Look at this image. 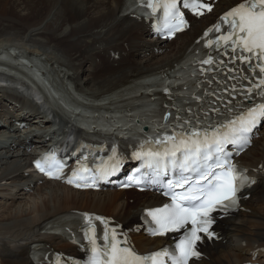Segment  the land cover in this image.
<instances>
[{
    "label": "bare ground",
    "instance_id": "obj_1",
    "mask_svg": "<svg viewBox=\"0 0 264 264\" xmlns=\"http://www.w3.org/2000/svg\"><path fill=\"white\" fill-rule=\"evenodd\" d=\"M124 1L0 0V49L26 46L59 69L80 92L101 97L113 94L143 74L174 67L204 30L224 11L243 0H218L210 13L190 17L189 30L170 43L158 44H154L156 38L146 37L150 29L141 17L126 14ZM0 78L6 76L0 75ZM5 98L31 109L36 115L34 121L39 122L35 127L44 126L46 129L42 130L50 132L51 118L38 102L19 89H0V119L7 116L5 107L10 105L4 102ZM10 125L17 128L13 122ZM5 130L0 128V138L8 139ZM33 151L21 152L17 146L16 149L10 146L5 153H0V199L7 192L11 200L0 202V264H32L31 244L37 241L49 240L71 247L65 240L42 232L49 219L59 213L72 210L103 213L132 227L139 223L143 207L160 200L152 193L138 194L132 190L81 191L57 181L40 184L35 174H29ZM263 157L261 136L240 157L241 164L259 177L252 197L243 202L238 213L219 223L220 238L206 240L202 246L204 257L194 264H239L251 260L250 252L260 253L264 247ZM28 190L31 203L24 200L12 210L14 202ZM134 241L139 249L147 251L152 246H160L164 240L138 232L134 234Z\"/></svg>",
    "mask_w": 264,
    "mask_h": 264
},
{
    "label": "snow or ice",
    "instance_id": "obj_2",
    "mask_svg": "<svg viewBox=\"0 0 264 264\" xmlns=\"http://www.w3.org/2000/svg\"><path fill=\"white\" fill-rule=\"evenodd\" d=\"M140 5L146 6L155 13L159 8H163L164 16L175 23L169 25V35H174L175 31L182 30L186 24L183 13L178 8V0H165L163 4L159 0H139ZM183 6L191 9L196 15H202L201 9L211 11V7L205 3H198L192 0L188 3L184 0ZM221 20L228 25L227 34L221 35L216 43L223 42L225 47H231L233 52L240 51L238 58L246 63H251L255 57L258 61H264V0H244L236 7L226 12ZM215 31L220 32L221 26H215ZM207 35V34H206ZM209 45L213 41H208ZM248 53V56L243 55ZM212 60L203 61L212 64ZM260 73H264V63H258ZM255 72V68L252 69ZM260 91L257 93L264 98V78L259 84L254 86ZM249 93L252 89L248 90ZM264 121V102L249 107L246 111L238 114L234 119L228 120L226 124L213 128L211 132L207 129L192 131L187 138L180 139L176 143V136H167L157 143L168 144L163 153L149 152L147 155L154 159L149 161L147 167L153 169L154 177L152 182H159L158 178L168 174L169 169L173 173L179 172V178L175 181L169 180L168 187L172 203L163 208L150 210L148 216L157 225L151 229L153 235H165L168 232H175L187 224H191L190 232L177 245V254L169 253L167 249L151 253L149 255H138L131 247H122L127 244V240L117 239V232L114 228L108 227V221L102 217H92L85 214L88 229L85 235L91 244L92 255L89 264H166L165 257L171 260V264H188L192 257H199L196 250V242L201 240L200 233H205L209 238L213 233L209 232L212 223L210 214L216 210L217 206L229 207L237 204V192L239 187L247 182V178L239 174L235 165L228 159L225 146L228 144L243 145L250 142L249 133L258 123ZM223 129V131H221ZM179 153V155H178ZM136 157L144 153H134ZM114 163L102 171V177L114 173L119 167L120 161L116 159L113 150ZM52 156H46L42 160L35 162L36 167L48 175L50 178H60L63 164L57 162L55 170L47 169V165ZM139 171V169H137ZM91 170L81 168L72 173L67 183L76 187H93L94 184L87 182V177L81 173H90ZM189 175H185V174ZM195 176V179L193 178ZM78 181H85L83 184ZM130 181L139 185V177H130ZM206 181V183H205ZM254 182V181H253ZM185 191L177 192L176 188H184ZM229 203H225V202ZM93 220L100 221L104 225L103 246L97 243L96 225Z\"/></svg>",
    "mask_w": 264,
    "mask_h": 264
},
{
    "label": "rangeland",
    "instance_id": "obj_3",
    "mask_svg": "<svg viewBox=\"0 0 264 264\" xmlns=\"http://www.w3.org/2000/svg\"><path fill=\"white\" fill-rule=\"evenodd\" d=\"M36 2H37V1H36ZM38 4H39V3H38ZM12 87L14 88L13 85H12ZM0 184H2V183H0ZM4 185H5V183H4ZM3 194H4V197L0 199V202H1V203H9V202H11V200H10V195H8L9 193L4 192ZM30 195H31V193H30V191L28 190L26 194H23L22 197H20L17 201L14 202V205L12 206L11 209L15 211V209L17 208V205L19 204V202H22V201H24V200L27 201V202H30V203H31L32 200H31V198H30ZM262 260H264V256H263V259H262Z\"/></svg>",
    "mask_w": 264,
    "mask_h": 264
}]
</instances>
